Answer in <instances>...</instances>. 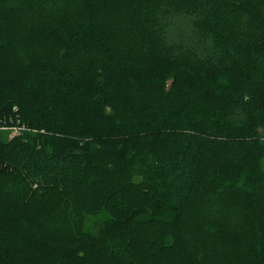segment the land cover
I'll use <instances>...</instances> for the list:
<instances>
[{
    "label": "trees",
    "instance_id": "1",
    "mask_svg": "<svg viewBox=\"0 0 264 264\" xmlns=\"http://www.w3.org/2000/svg\"><path fill=\"white\" fill-rule=\"evenodd\" d=\"M124 1L81 0L69 19L44 20L43 25L34 21L33 40L49 42L45 57L16 63L0 78V125L11 128L20 120L30 128L10 141V129L0 130V264H170L162 260L168 245L162 246L160 234L175 235L180 226L193 223L186 216V204L201 196L207 185L232 191L245 230L264 222V32H250L242 18V0H132L139 8L148 7L150 32L154 27L158 34L164 33L168 20L181 15L178 9H185L187 2L195 5L203 25L214 29L206 48L232 65L206 85L243 106L246 121L240 122L239 132L252 138L235 143L238 155L225 157V149L214 165L203 168L207 143L228 144L210 140L224 133L230 140L232 134L218 117L211 120V112L197 109L196 95L189 90L165 102L180 80L205 73L200 63L190 66L184 49L175 48L169 55L166 70L170 67L173 73L161 102L146 101L128 112L110 104L120 90L115 85H121L126 74L131 82L146 71L153 79L159 71L157 57L167 56L166 51L148 55V42L149 49H141L147 53L139 58L146 66L136 67L131 56L115 47V31L107 20ZM40 2L44 9L53 6L51 0L33 1ZM23 3L2 5L21 14ZM23 17L15 20L22 31L31 24L25 13ZM6 49L0 43V51ZM97 57L116 62L109 68L115 84L106 92L101 74L110 70L91 65ZM62 74L75 85L69 95L54 86ZM70 98L83 109H64L63 100ZM225 113L215 111L217 116ZM215 173L222 178L215 181L210 176ZM137 174L141 180L134 178ZM81 212L104 223L102 234L76 248L60 243L56 223ZM199 225L208 238L226 235L213 221L203 218ZM191 230L192 241L204 236ZM252 233L256 243L244 251L251 258L248 264H259L264 262V230L260 225ZM174 240L169 247L174 248ZM204 244H195L193 258L204 254L195 264L204 256L216 258L204 251Z\"/></svg>",
    "mask_w": 264,
    "mask_h": 264
},
{
    "label": "rangeland",
    "instance_id": "2",
    "mask_svg": "<svg viewBox=\"0 0 264 264\" xmlns=\"http://www.w3.org/2000/svg\"><path fill=\"white\" fill-rule=\"evenodd\" d=\"M35 3L37 0H33ZM33 1L28 0H0V42L2 47L6 49L7 44H13L11 49H6L0 51V78L4 77L8 72L7 69L14 64H26L32 59L45 57V47L49 44L46 40H37L34 41V35H36L32 28L34 21L39 25H43V22L51 21L59 18L69 19L73 11V5L80 3L81 0H51V5L53 6L49 9H44L45 6L43 3L34 4ZM244 1V8L242 10V18L245 20L246 24L250 26V32L253 29L256 32H264V0H242ZM3 2H12L20 4L24 2L23 12L27 16L29 27L23 29V31L15 24V20H23L24 13L18 14V12L7 11L3 8ZM15 7L16 5L13 4ZM36 5V6H35ZM120 10L107 20L110 23V29L115 31L116 44L115 47L119 49V52L125 53L124 55L131 56L136 67L146 66L143 61H140L141 54L145 55V51L141 50L149 49L148 42L152 44V50L148 55L153 56V53L166 51L157 57V60L154 64L159 69L158 74L153 76V79L149 78L148 75L136 76L134 82L129 81L130 74H126L125 78L122 79L121 85L116 84L115 86L120 87L119 91L116 92V98L111 101V105L117 108L119 111H127L128 109H133L135 106H139L140 103L146 101L161 102L163 96V91L167 88V81L173 69L169 67V70H166L168 67V60L171 56L170 54L173 50L184 49L188 52V59L190 66L194 68L196 64H202L204 66V72L198 76L196 74L194 77L188 79L187 81L180 80L175 86L174 94H171L167 97L166 101L170 103V100H177L179 97H184V91L189 90L191 95H196L195 105L197 109L204 108V112H211L212 118H217L218 121H221V124L225 125L221 128L228 129L231 128L228 132L232 134V138L229 140V137L222 133V136L217 139H211L210 141H224L222 145L207 143L206 145V155L204 156V166L203 168H208L214 165V159L218 157V153H225V157H234L238 155V147L235 143L249 142L252 138L251 135H246L242 137L239 128L242 121H246L245 110L243 106L237 103L233 98H225L224 96H219L207 88V82L209 78L218 74L221 70H226L227 67H231L227 61L224 63L219 59L218 54H213V52L206 47L210 40L213 38L214 29L203 25L204 23L201 20V15L198 12L195 5H192L190 2L185 4V9H178L180 16L171 18L166 24L164 33L158 34L156 29L153 27L152 33L150 32V22L148 16L146 15L148 7L142 5V8H139L138 5L132 2V0H125L123 3L118 5ZM42 9V10H41ZM26 11V12H25ZM183 14V16H182ZM41 15V18H40ZM17 16L19 18H17ZM258 30V31H257ZM249 31V30H248ZM157 34H156V33ZM163 35V36H161ZM160 39V43L156 42ZM40 42L43 44L41 45ZM45 47V48H44ZM58 50H62L59 48ZM155 51V52H154ZM178 53V51H176ZM160 54V53H159ZM170 55V56H169ZM32 57V59H30ZM131 58V59H132ZM110 59H103V57L95 58L91 65H95L98 69L110 70L109 73L104 72L101 77L106 84L104 92L109 91L113 83L112 78V69ZM195 62V63H194ZM88 64V63H87ZM193 64V65H192ZM88 70V69H87ZM166 70V71H164ZM86 72V71H84ZM91 72V71H90ZM97 71H94L92 77L96 78L95 75ZM84 74V73H83ZM100 74V73H99ZM169 75V76H168ZM204 75V76H203ZM142 76L148 77L143 79ZM165 76H168L165 78ZM83 78V76L81 75ZM140 77V78H139ZM112 78V79H110ZM142 82L140 83L139 81ZM202 80V83H201ZM201 83V84H200ZM57 90L62 94L68 95L73 91L75 85L70 82H66L63 74L56 78L55 85ZM129 89H128V88ZM188 88V89H187ZM99 89V88H98ZM103 94V92H101ZM195 93V94H194ZM108 95L105 94V97ZM170 101V102H169ZM65 103L63 108H77L79 106V101H75L73 98L70 100L64 99ZM77 102V103H76ZM172 103V102H171ZM81 106L78 109L81 110ZM83 109V108H82ZM216 110L225 111V116H217L215 114ZM97 112V110H95ZM54 119V118H53ZM235 123V127H234ZM218 124V123H217ZM240 125V126H239ZM233 127V128H232ZM9 129V127H8ZM22 135V134H21ZM20 137L16 135L15 131H8V139L13 140L14 138ZM262 139L261 141H263ZM264 142V141H263ZM225 147V148H224ZM205 148V147H204ZM240 151V150H239ZM215 178H222L221 175H210ZM136 180H141L142 177L138 174L134 177ZM215 185V184H214ZM36 187V185L34 186ZM204 192L201 196L196 197L194 200H189L186 204V216L189 218V225L180 226L177 229V233L172 235V233L162 232V246L167 243L168 247L163 248L165 255H169V258H162L163 262L173 263V264H195V262L204 254L197 258H193L195 254V247L202 246V243L205 241L203 247H207L204 251L211 253L216 256V258H211L210 260L204 256L201 259V264H237L236 260H239L240 263L248 264L251 260L248 253L244 251V248L253 247L256 242H254L255 237H253V231L259 229L261 225V230H264V222H260L259 226L257 224H252L247 230L244 229V218H242V213L237 206H235V196L230 193H226L220 190L218 186L207 185ZM218 199L213 205L211 201ZM213 221L216 226L219 225L226 231V235L223 238L220 236H215L214 239L208 238L203 234L202 225H199V221L203 220ZM199 219V221H197ZM197 221V222H196ZM58 231L57 239L61 242H66L70 244L71 248H76V246L83 245L86 242H89L90 239L97 238L102 234L105 229L104 223L101 222L99 218L93 217L86 213L81 212L74 217L68 219H62L60 222H57ZM196 229L198 234L204 235L200 236L198 240L192 241L189 238V232H192L191 229ZM159 228L151 231V235L159 232ZM188 230H190L188 232ZM176 237V238H175ZM174 240V248L169 247L170 241ZM198 241V244H197ZM197 246H196V245ZM164 247V246H163ZM253 253V252H250ZM174 260L173 262H170ZM194 260H196L194 262ZM215 263H214V262ZM217 261V262H216ZM264 264V262L259 263Z\"/></svg>",
    "mask_w": 264,
    "mask_h": 264
},
{
    "label": "built area",
    "instance_id": "3",
    "mask_svg": "<svg viewBox=\"0 0 264 264\" xmlns=\"http://www.w3.org/2000/svg\"><path fill=\"white\" fill-rule=\"evenodd\" d=\"M1 129H8V127H4V125H0ZM11 131H15L16 135H21L24 132L28 131L30 128H28L25 125L20 124V120H18L17 124H14L13 127L9 128Z\"/></svg>",
    "mask_w": 264,
    "mask_h": 264
}]
</instances>
